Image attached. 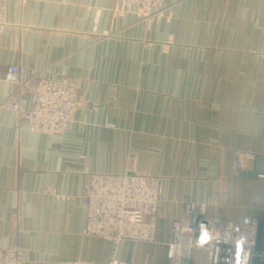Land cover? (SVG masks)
<instances>
[{"label":"crops","instance_id":"crops-1","mask_svg":"<svg viewBox=\"0 0 264 264\" xmlns=\"http://www.w3.org/2000/svg\"><path fill=\"white\" fill-rule=\"evenodd\" d=\"M9 64L20 67L16 81L5 77ZM62 75L82 79L73 129L30 130L6 98L16 92L29 109L36 81ZM130 170L162 179L154 240L87 234L89 173ZM257 171L264 0H164L147 16L119 0H4L0 245L16 247L22 264H171L172 224L190 218L188 200L238 223L264 218Z\"/></svg>","mask_w":264,"mask_h":264},{"label":"built area","instance_id":"built-area-1","mask_svg":"<svg viewBox=\"0 0 264 264\" xmlns=\"http://www.w3.org/2000/svg\"><path fill=\"white\" fill-rule=\"evenodd\" d=\"M164 0H119L120 10L136 8L147 16L158 12ZM4 0H0V22ZM20 67L9 64L5 77L16 81ZM82 79L70 75L39 78L33 89V105L22 106L18 93L12 92L6 104L16 110L21 123L30 130L62 134L73 129L74 114L80 103ZM237 157L242 153L237 152ZM244 156L254 158V153ZM241 165L238 159L235 168ZM264 176V173H258ZM48 188V187H46ZM163 201L160 176L135 170L122 173L91 172L83 203L86 208L85 232L103 236L115 243L123 240H154L155 224ZM185 216L174 219L168 255L171 264H264V218L251 223H238L206 213L204 201L188 200ZM194 249H204L199 263ZM0 264H22L16 247L0 245ZM58 264H93L90 261H61ZM107 264H133L112 256Z\"/></svg>","mask_w":264,"mask_h":264},{"label":"rangeland","instance_id":"rangeland-1","mask_svg":"<svg viewBox=\"0 0 264 264\" xmlns=\"http://www.w3.org/2000/svg\"><path fill=\"white\" fill-rule=\"evenodd\" d=\"M194 253L198 256V262L202 263L205 259L206 251L204 249H194Z\"/></svg>","mask_w":264,"mask_h":264},{"label":"water","instance_id":"water-1","mask_svg":"<svg viewBox=\"0 0 264 264\" xmlns=\"http://www.w3.org/2000/svg\"><path fill=\"white\" fill-rule=\"evenodd\" d=\"M257 173H264V171H257ZM248 174L251 175V174H252V171L249 170V171H248Z\"/></svg>","mask_w":264,"mask_h":264}]
</instances>
